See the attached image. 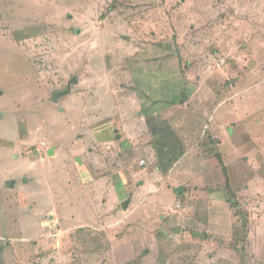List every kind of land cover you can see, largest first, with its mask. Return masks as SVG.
Instances as JSON below:
<instances>
[{
    "label": "rangeland",
    "instance_id": "obj_1",
    "mask_svg": "<svg viewBox=\"0 0 264 264\" xmlns=\"http://www.w3.org/2000/svg\"><path fill=\"white\" fill-rule=\"evenodd\" d=\"M0 264H264V0H0Z\"/></svg>",
    "mask_w": 264,
    "mask_h": 264
},
{
    "label": "crops",
    "instance_id": "obj_2",
    "mask_svg": "<svg viewBox=\"0 0 264 264\" xmlns=\"http://www.w3.org/2000/svg\"><path fill=\"white\" fill-rule=\"evenodd\" d=\"M205 72V71H204ZM151 76V75H150ZM165 77V76H164ZM164 81H165V79H164ZM203 82V81H202ZM148 84H150V83H148ZM150 86V85H149ZM149 86H147V89L149 88ZM204 86L205 87H202L201 86V90H203V89H205V88H207L208 86H206L205 85V83H204ZM207 90V89H206ZM198 93H199V91H198ZM184 101V100H183ZM188 101H185V103H187ZM184 103V104H185ZM152 105L153 104H151V103H149V109L146 111V112H140V114H141V116H142V114H143V117H144V120L145 121H147V123H149V126H150V119H151V117L153 118V117H157L156 115L158 114L157 112H153V111H151V108H152ZM181 105V104H180ZM172 106V107H171ZM171 106H166V107H163V105H162V108L160 109V110H162L163 112H165L166 111V113H167V111L168 110H170L171 112L172 111H174V110H171V109H173V105H171ZM183 109V108H182ZM159 110V111H160ZM165 113V114H166ZM144 114H145V116H144ZM152 114H155V115H152ZM178 124V126H179V122L177 123ZM161 125L159 124V127H160ZM223 126H225V127H223ZM222 127V130H224L225 132L228 130V126H227V124H224L223 123V125L221 126ZM160 128H163L162 126L160 127ZM170 129H172L174 132H175V130L171 127ZM167 130V129H166ZM166 130L165 129H162V131H159V134H154L153 132L151 133L152 135H153V140H154V142H156L157 143V146H159V147H161L162 146V148H164L163 146H166V145H164V140H163V138H162V135H160V133L162 134H164L165 135V133H166ZM171 130V131H172ZM151 131H152V129H151ZM114 132H116V135H117V129H114ZM176 133V132H175ZM119 136V137H118ZM121 136L120 135H117V138L119 139ZM216 139H219V138H216ZM118 141V140H117ZM218 141V144L220 145V146H223L224 145V142L222 141V140H217ZM221 141H222V144H221ZM154 142H153V144H154ZM166 148V147H165ZM156 149V148H155ZM154 149V150H155ZM162 150V149H161ZM156 151H158V148L156 149ZM155 151V159H156V166H157V168H156V170L153 172L154 174H159V173H161L162 175H163V173L165 174V172H166V174L168 173L167 171H166V169H163L164 170V172L162 171V167H161V160H162V158L160 157V153L158 152H156ZM53 155H54V153H53ZM52 156V155H51ZM151 159H154V155L151 157ZM163 161V160H162ZM155 163V162H154ZM143 164L145 165L146 163L145 162H143ZM152 164V163H151ZM176 164H178V162H176ZM163 172V173H162ZM171 171H169V173H170ZM169 175V174H168ZM91 176V175H90ZM90 176L88 177V178H90ZM164 176V175H163ZM120 177V176H119ZM146 177V179H147V181H146V183H144V184H142V182L140 183V186H142L141 188H142V193H147V192H151V193H154L153 191H154V189L156 188V186H155V184H153V182H152V180H153V178L152 177H149V176H145ZM158 177V176H157ZM94 179H95V177H94ZM136 179L138 180V178H137V175H136ZM122 181V188L120 187V190L121 189H126V187H125V179H122L121 180ZM85 183V185L86 186H88V185H90V183H92V181H90V180H88L87 182H84ZM117 185H119V184H115V182H114V189H115V195L117 194L118 195V197H119V195H120V192H119V190L117 189ZM180 187V186H179ZM176 188V190L174 191L175 192V194L177 195V196H179V194H177V190H179L180 188H182V187H180V188ZM183 189V188H182ZM117 190V191H116ZM119 193V194H118ZM141 193V192H140ZM167 194H169V192H167V191H165V194L162 196L163 198H160V197H158V196H154L152 199V203L155 205V204H157L158 205V208H161L162 206L161 205H166L165 203V195H167ZM182 194V193H181ZM180 194V195H181ZM124 198H125V196H123ZM122 197V198H123ZM121 197H119V199H120ZM161 201H163V203L161 202ZM125 202H128V204L126 205V207H123L122 208V206H123V204L125 203ZM125 202H120V203H122L121 204V210H123L124 212H126V209H127V207H128V205L130 206L131 204H132V202H133V200H132V198H130V199H127V201H125ZM133 203H135V202H133ZM144 206H148L147 204H145Z\"/></svg>",
    "mask_w": 264,
    "mask_h": 264
},
{
    "label": "trees",
    "instance_id": "obj_3",
    "mask_svg": "<svg viewBox=\"0 0 264 264\" xmlns=\"http://www.w3.org/2000/svg\"><path fill=\"white\" fill-rule=\"evenodd\" d=\"M158 147H159V146H158ZM166 149H167V148H166ZM159 150H161V149H159ZM161 151H162V150H161ZM157 152H158V151H157ZM168 155H169V154H166V156H168ZM162 160H163V159H162ZM162 160H161V163H162V164H161V167H162V165H164V166H163L161 169H162V171L164 172L163 169H165L166 167L169 166V165H166V164H167V161H168V160H171V157H169V158L167 157L165 160H163V161H162ZM166 171H167V170H166Z\"/></svg>",
    "mask_w": 264,
    "mask_h": 264
},
{
    "label": "water",
    "instance_id": "obj_4",
    "mask_svg": "<svg viewBox=\"0 0 264 264\" xmlns=\"http://www.w3.org/2000/svg\"><path fill=\"white\" fill-rule=\"evenodd\" d=\"M75 82V81H74ZM57 99H59V98H55L54 100H57ZM55 102H57V101H55ZM119 137V136H118ZM53 152L52 151H50L49 152V154H52ZM9 185H12V184H10L9 183ZM182 191H183V189L182 188H180L179 190H177V194H181L182 193ZM128 204V202H125L124 204H123V207H126V205Z\"/></svg>",
    "mask_w": 264,
    "mask_h": 264
},
{
    "label": "flooded vegetation",
    "instance_id": "obj_5",
    "mask_svg": "<svg viewBox=\"0 0 264 264\" xmlns=\"http://www.w3.org/2000/svg\"><path fill=\"white\" fill-rule=\"evenodd\" d=\"M57 98H59V96Z\"/></svg>",
    "mask_w": 264,
    "mask_h": 264
}]
</instances>
